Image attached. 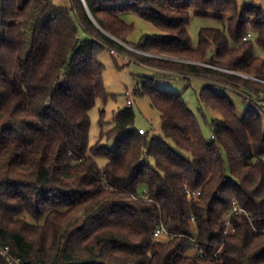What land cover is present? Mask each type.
Listing matches in <instances>:
<instances>
[{
    "label": "trees",
    "instance_id": "obj_1",
    "mask_svg": "<svg viewBox=\"0 0 264 264\" xmlns=\"http://www.w3.org/2000/svg\"><path fill=\"white\" fill-rule=\"evenodd\" d=\"M125 11L160 30L135 47L189 60L145 62L212 81L200 91L221 114L211 141L182 93L145 79L136 93L151 97L163 133H141L131 105L101 132L116 147H90V110L109 97L99 54L125 49L113 36L129 43ZM193 15L224 29L202 27L193 46ZM257 48L264 9L238 0H0V264H14L5 248L22 264H264L263 110L251 105L240 117L217 91L253 95L264 83L201 64L264 80ZM161 221L170 234L156 237Z\"/></svg>",
    "mask_w": 264,
    "mask_h": 264
},
{
    "label": "rangeland",
    "instance_id": "obj_2",
    "mask_svg": "<svg viewBox=\"0 0 264 264\" xmlns=\"http://www.w3.org/2000/svg\"><path fill=\"white\" fill-rule=\"evenodd\" d=\"M25 0H19L22 4ZM56 4L71 6L72 0H53ZM240 6L246 3H252L264 9V0H238ZM120 17L128 24L133 26L131 33L128 35L125 43L119 38L113 36L115 40L124 45V50H119L115 47V51L111 52L108 48L99 54V59L104 64V82L109 97L106 101L98 98L96 104L90 110V129H89V144L90 147L101 140L108 148H115L116 141L101 138V132L110 130L114 126V119L117 112L127 106L128 96L127 89L132 92L131 99L133 100V108L136 112L135 125L142 127L151 134H162L161 113L153 103L148 94L139 95L136 93L137 88L142 86L145 79H152L157 89L169 90L176 93H182L189 108L192 110L199 120L205 138L208 141L212 140V129L210 123L221 118V114L210 106L200 102L201 89L212 81L205 76H196L190 73H184L175 69H161L145 62L140 56L162 57L169 60H178L187 62L189 60L179 57H173L166 54H158L147 50H141L135 46L143 40L144 37H154L160 33V30L150 21L142 18L134 11H125L120 14ZM212 26L224 29V22L212 16L193 15L188 25V33L191 38V44L197 46L199 43V32L202 27ZM251 31V30H250ZM255 39V34L252 35ZM135 45V46H134ZM257 53L264 56V52L259 48ZM215 56V48L210 52V57ZM220 69L229 73H234L242 77L252 78L241 71L226 69L213 64L201 63ZM190 78H185V76ZM262 82V81H261ZM217 91L226 94L227 97L236 105L237 114L241 117L244 115L247 108L251 105L263 110L264 116V93H256L250 95L245 89L234 88L223 84L218 85ZM101 110H104L105 124L101 125ZM100 166L106 163L105 157H96ZM152 163L154 161L152 160Z\"/></svg>",
    "mask_w": 264,
    "mask_h": 264
},
{
    "label": "built area",
    "instance_id": "obj_3",
    "mask_svg": "<svg viewBox=\"0 0 264 264\" xmlns=\"http://www.w3.org/2000/svg\"><path fill=\"white\" fill-rule=\"evenodd\" d=\"M251 37V33H248L246 36H244V39H247V38H250ZM115 51V49H111V52H114ZM255 80H259V81H262L263 83H264V80H261V79H259V78H254ZM126 94H127V96H128V104L129 105H132L133 104V100L131 99V97H132V92H131V90L130 89H127V91H126ZM139 131L141 132V133H145L146 132V130L144 129V128H142V127H140L139 128ZM200 191L199 190H196V191H191V190H189V189H187V193H188V195H191L192 193H199ZM233 204H234V206H233V209H232V211H236V210H240V209H242V208H240L239 206H237L236 204H235V202H233ZM232 211H230L229 212V214H228V217H227V229H226V233H229V232H233L234 231V228L232 227V225H231V222H230V220H229V217L231 216V212ZM164 233H166V234H170V232L168 231V229L166 228V226H165V224L163 223V221H161V223L159 224V226L155 229V231H154V236H160L161 234H164ZM194 241H195V238H192ZM1 251H2V253L3 254H5L6 256H8L10 259H11V261L14 263V264H22V262H21V260L19 259V258H14L11 254H10V252L8 251V248H5V249H1Z\"/></svg>",
    "mask_w": 264,
    "mask_h": 264
},
{
    "label": "water",
    "instance_id": "obj_4",
    "mask_svg": "<svg viewBox=\"0 0 264 264\" xmlns=\"http://www.w3.org/2000/svg\"><path fill=\"white\" fill-rule=\"evenodd\" d=\"M85 2V0H83ZM92 16V15H91Z\"/></svg>",
    "mask_w": 264,
    "mask_h": 264
}]
</instances>
